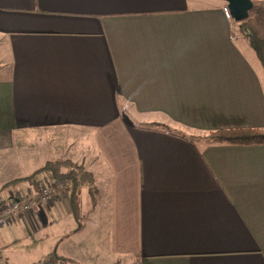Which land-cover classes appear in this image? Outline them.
Masks as SVG:
<instances>
[{"label":"crops","instance_id":"obj_1","mask_svg":"<svg viewBox=\"0 0 264 264\" xmlns=\"http://www.w3.org/2000/svg\"><path fill=\"white\" fill-rule=\"evenodd\" d=\"M221 1L0 0V186L44 150L93 175L90 213L68 188L1 226L0 264L58 240L69 264H264V142L183 137L264 128V68ZM53 223L45 257L19 259Z\"/></svg>","mask_w":264,"mask_h":264},{"label":"trees","instance_id":"obj_2","mask_svg":"<svg viewBox=\"0 0 264 264\" xmlns=\"http://www.w3.org/2000/svg\"><path fill=\"white\" fill-rule=\"evenodd\" d=\"M253 8L249 10V16L240 21V31L244 34L248 44L258 56L262 67L264 68V0H253ZM193 143H231V144H261L264 142V128L258 127H236L224 129H212V131L200 135L183 136ZM45 175L46 182L53 185L57 180L70 181L69 189L75 196V202L78 200L79 190L84 183L93 185V175L84 169L83 162H74L68 159L47 160L42 166L33 171L30 175L23 176L20 179L10 181L0 186V190L7 188L13 183L21 181L37 180L38 176ZM39 183V182H38ZM94 190V187H92ZM94 196V192L91 191ZM71 193V194H72ZM95 198L93 199L94 202ZM22 216V215H20ZM19 217V216H18ZM70 258L62 255L58 251L57 245L48 253L44 260L38 264H69Z\"/></svg>","mask_w":264,"mask_h":264},{"label":"rangeland","instance_id":"obj_3","mask_svg":"<svg viewBox=\"0 0 264 264\" xmlns=\"http://www.w3.org/2000/svg\"><path fill=\"white\" fill-rule=\"evenodd\" d=\"M216 1H219V0H216ZM221 2H225L224 0H222ZM245 20V19H244ZM237 22V25H239L240 21H236ZM261 67V66H260ZM262 71H263V68H262ZM73 130V129H72ZM69 136H72L73 138H77L79 137L77 131H72L69 133ZM36 153V151L34 150H27L26 151V154L31 157V156H34ZM39 154V157L36 159V162L37 163L36 165H40V167H42L46 162H47V159H51L52 158V155L49 153L48 150H44L43 152H38ZM58 181V180H57ZM47 184H49L48 182H45ZM43 183V184H45ZM57 183V182H56ZM50 185V184H49ZM54 185V184H53ZM42 186V185H41ZM82 189V191H81ZM80 191H81V197L84 196V202H85V211L88 213H90V210L88 208V199H89V195L87 193V191L85 190V188H81ZM36 192V191H35ZM34 192V193H35ZM65 194L64 191H59L58 194L55 196L56 198H58V196L60 195H63ZM33 194H31L30 196L26 197V198H23V199H28L29 197H31ZM39 204V203H37ZM36 204V206H37ZM30 213V212H29ZM85 221V220H84ZM55 224L56 223H53V224H50L51 227L49 228V230H47V232H45L44 234H41L38 232L36 233H29L28 232V235L24 237L23 241L20 242L19 244L22 245V243H26L24 244V249H22L19 244H18V247L17 248H20L18 250V254H19V259H21L22 261H26L27 259H25L26 257L27 258H30L35 254L36 252V256L35 258H44L45 255H46V252L44 253L43 249H44V246H46V243L48 241L49 238H53L54 235H57L58 234V231H59V225L57 226L56 224V229H55ZM17 231L21 232L22 233V230L20 228H16ZM92 230H94L93 228L91 227H86V233L84 234L86 238H89V237H93V232ZM7 239V238H5ZM36 241L39 242V244H37L35 246V243ZM52 243L55 242L56 240H50ZM59 241V240H58ZM57 241V242H58ZM56 242V243H57ZM56 243H53V248L56 246ZM52 248V249H53ZM61 253V252H59ZM34 258V257H33ZM38 264V263H37Z\"/></svg>","mask_w":264,"mask_h":264},{"label":"built area","instance_id":"obj_4","mask_svg":"<svg viewBox=\"0 0 264 264\" xmlns=\"http://www.w3.org/2000/svg\"><path fill=\"white\" fill-rule=\"evenodd\" d=\"M70 187V181L58 180L54 185L47 183L42 186L28 199L13 200L0 207V227L8 224L11 219L33 211L36 204H48L56 199L59 191H66ZM37 204V205H39Z\"/></svg>","mask_w":264,"mask_h":264},{"label":"water","instance_id":"obj_5","mask_svg":"<svg viewBox=\"0 0 264 264\" xmlns=\"http://www.w3.org/2000/svg\"><path fill=\"white\" fill-rule=\"evenodd\" d=\"M227 3L230 16L236 21H244L253 7V0H224Z\"/></svg>","mask_w":264,"mask_h":264}]
</instances>
